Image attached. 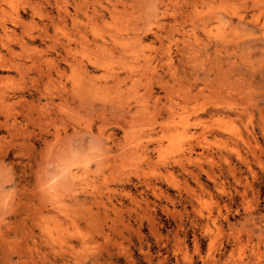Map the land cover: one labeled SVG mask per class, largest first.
Wrapping results in <instances>:
<instances>
[{
	"label": "rangeland",
	"instance_id": "1",
	"mask_svg": "<svg viewBox=\"0 0 264 264\" xmlns=\"http://www.w3.org/2000/svg\"><path fill=\"white\" fill-rule=\"evenodd\" d=\"M0 23V264H264V0H0ZM67 47L85 71L41 79Z\"/></svg>",
	"mask_w": 264,
	"mask_h": 264
},
{
	"label": "bare ground",
	"instance_id": "2",
	"mask_svg": "<svg viewBox=\"0 0 264 264\" xmlns=\"http://www.w3.org/2000/svg\"><path fill=\"white\" fill-rule=\"evenodd\" d=\"M58 12H59V15H60V13L61 12H64V13H66L67 12V9H65L64 8V10H63V7H58ZM34 14H37L35 11H34ZM39 14H40V12H39ZM39 14H37V15H39ZM13 25H15L16 24V21H15V19H11V21H10ZM0 27L2 28V30H3V32L5 33V34H7L8 33V29H7V27L5 26V23H0ZM10 33L11 34H13L12 33V31H10ZM28 38L30 39V40H35V38H34V36L33 35H31V34H29L28 35ZM2 49L3 50H5L6 52H7V54L9 55V56H11V55H13V50H12V48H11V46L10 45H4V44H1L0 43V71H8V70H16V71H19V64H16V63H14L12 60H8V59H6L5 58V56L2 54ZM63 50H64V53H65V55L66 56H62V54H61V52H59V51H57L56 53H57V55H56V59L54 58V59H48V58H45L44 60H43V64L45 65V68H41L40 66H38V67H36V71H37V74L39 75V77H41V79L43 78V76H45V78H46V81L47 82H51V81H53L54 79H52V72H54V74H55V76L56 77H58V78H60V77H62V76H64L65 74H66V72L64 71V70H62V69H60V64L61 63H64L72 72H73V74H74V76H75V74H77V76H78V72H74L75 70V68H73L74 66L78 69V68H80L81 70V72H82V70H84L85 71V69H84V67L82 66V67H80L79 66V64L77 63L76 64V62H75V58L73 59V60H70L67 56L71 53V50L67 47V48H63ZM74 54V53H73ZM58 56L60 57L59 59H58ZM73 56H75V55H73ZM77 58V57H76ZM71 59H72V56H71ZM38 61H40L39 59H38ZM79 60H77V62H78ZM81 61V60H80ZM38 63H40V62H38ZM80 63V62H79ZM101 63V62H100ZM91 66L92 65H94V66H96V67H99L98 66V64H99V62L97 61V60H95V61H92L91 63ZM103 66V65H102ZM74 70V71H73ZM106 72V71H105ZM84 73V72H83ZM80 74V73H79ZM107 74V72L106 73H104L103 75H106ZM107 76V75H106ZM71 78H72V76H70ZM84 77V76H83ZM78 78V77H77ZM82 78V77H81ZM86 78V77H85ZM74 79V78H73ZM75 79H76V77H75ZM57 80V79H56ZM55 80V81H56ZM77 81L79 80V79H76ZM82 80V79H81ZM90 80V79H89ZM116 80V79H115ZM75 81V80H74ZM95 82V81H94ZM45 83V82H44ZM52 83V82H51ZM74 83H76V82H74ZM104 83V82H103ZM102 83V84H103ZM47 84V83H46ZM61 83H59V85H60ZM96 84V83H95ZM95 84H93V85H95ZM45 85V84H44ZM80 85V84H79ZM78 86V85H77ZM81 86V85H80ZM79 86V87H80ZM46 87V86H45ZM78 87V88H79ZM175 105V104H174ZM178 105H180V104H178ZM177 105V107H180V106H178ZM172 107V106H171ZM176 107V106H175ZM177 107H176V109H177ZM167 108H169V107H167ZM174 108V107H173ZM172 108V109H173ZM174 110V109H173ZM180 110V109H179ZM183 110H184V108H183ZM186 110V109H185ZM177 111V110H176ZM179 112V111H178ZM157 113V112H156ZM183 115V114H182ZM177 117V116H176ZM155 118V117H154ZM179 118H180V116H179ZM183 118V117H182ZM178 119V118H177ZM180 120H181V118H180ZM51 125V124H50ZM167 125V124H166ZM170 126V125H169ZM172 126V125H171ZM89 130V129H88ZM57 132V127H56V131H55V133ZM58 132H59V130H58ZM112 134V133H111ZM54 135V134H53ZM59 135V134H58ZM127 134H125V136H126ZM106 136H107V134H106ZM110 137V136H109ZM111 138V137H110ZM56 139V138H55ZM142 148H143V146H142ZM189 157V156H188ZM191 158V157H190ZM201 175V174H200ZM83 178V177H82ZM216 179V178H215ZM85 180V179H84ZM198 187V186H197ZM236 235H238V234H236ZM238 237V236H237ZM239 240V239H238ZM258 242V241H257ZM258 244V243H257ZM239 245V244H238ZM254 246H256V245H254ZM264 246V245H263ZM257 251H258V249H257ZM253 252V251H252ZM255 254V253H254ZM253 255V254H252ZM256 257V256H255ZM239 258V257H238ZM242 257H240L239 259H241ZM227 259H229V258H227ZM226 259V260H227ZM250 259H251V257H250ZM252 259H256V258H253L252 257ZM221 261V260H220ZM224 261H225V259H224ZM234 261V260H233ZM232 261V262H233ZM253 261V260H252ZM223 262V261H222ZM221 262V263H222ZM229 263H230V261H228ZM255 262V261H254ZM253 262V263H254ZM215 263V262H214ZM217 263V262H216ZM249 263H251V261H249L248 262V264ZM252 263V264H253ZM233 264H247V261H246V263H244L242 260H240L239 262H237V263H233ZM255 264V263H254Z\"/></svg>",
	"mask_w": 264,
	"mask_h": 264
}]
</instances>
